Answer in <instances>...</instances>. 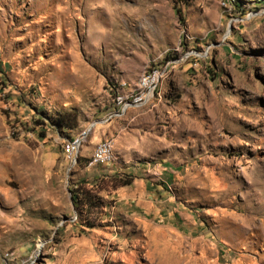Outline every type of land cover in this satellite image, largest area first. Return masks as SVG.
I'll use <instances>...</instances> for the list:
<instances>
[{
  "label": "rangeland",
  "instance_id": "obj_1",
  "mask_svg": "<svg viewBox=\"0 0 264 264\" xmlns=\"http://www.w3.org/2000/svg\"><path fill=\"white\" fill-rule=\"evenodd\" d=\"M0 264H264V0H0Z\"/></svg>",
  "mask_w": 264,
  "mask_h": 264
},
{
  "label": "bare ground",
  "instance_id": "obj_2",
  "mask_svg": "<svg viewBox=\"0 0 264 264\" xmlns=\"http://www.w3.org/2000/svg\"><path fill=\"white\" fill-rule=\"evenodd\" d=\"M95 10L97 11L98 8ZM168 66H169V64H166L162 68L155 67L152 69L150 68L149 71H146L142 75V77L140 79L139 86H138V90L135 94L132 95V98L126 99V98L119 96V97H117V105L121 109H127V108L132 107V106H142L144 104L146 105V103H148L155 96L159 83L167 74L166 72L168 71L167 70ZM153 74L155 75L154 79H153ZM137 100H143V102L140 104L129 105L131 102H134ZM77 144L79 146L80 140L77 142ZM106 145H109V149L112 150L111 156H107V149H105ZM113 150H114V144H113V141L111 139H107V140L101 142L99 145L96 146V148L94 149V152L92 154V159H98L100 156V161H94L92 163L101 164V161H102V163L110 161L113 157ZM73 152H74V155L76 156L79 152V149L75 148V150H73ZM41 246H42V244L39 245V247H41Z\"/></svg>",
  "mask_w": 264,
  "mask_h": 264
},
{
  "label": "trees",
  "instance_id": "obj_3",
  "mask_svg": "<svg viewBox=\"0 0 264 264\" xmlns=\"http://www.w3.org/2000/svg\"><path fill=\"white\" fill-rule=\"evenodd\" d=\"M177 12L178 14L181 16V11L179 8H177ZM66 113H62L60 116V124L63 125L64 127L67 128H72L74 127V123H71L70 121L67 120V118L65 117ZM132 182V179H126L125 181H123V185H127L130 184Z\"/></svg>",
  "mask_w": 264,
  "mask_h": 264
},
{
  "label": "built area",
  "instance_id": "obj_4",
  "mask_svg": "<svg viewBox=\"0 0 264 264\" xmlns=\"http://www.w3.org/2000/svg\"><path fill=\"white\" fill-rule=\"evenodd\" d=\"M154 77H155V75L153 74V79H154ZM142 102H143V100H137V101L131 102L129 105H131V104H140ZM77 146H78V144H75L74 142H71V156L70 157H72V151L75 150V148ZM105 149H107V156H111V151L112 150L109 149V145H106ZM94 161H100V156H99L98 159H92V162H94ZM101 165H102V161H101Z\"/></svg>",
  "mask_w": 264,
  "mask_h": 264
},
{
  "label": "water",
  "instance_id": "obj_5",
  "mask_svg": "<svg viewBox=\"0 0 264 264\" xmlns=\"http://www.w3.org/2000/svg\"><path fill=\"white\" fill-rule=\"evenodd\" d=\"M94 124H91L90 127L85 131V134H87L88 132H90L91 128L93 127Z\"/></svg>",
  "mask_w": 264,
  "mask_h": 264
},
{
  "label": "crops",
  "instance_id": "obj_6",
  "mask_svg": "<svg viewBox=\"0 0 264 264\" xmlns=\"http://www.w3.org/2000/svg\"><path fill=\"white\" fill-rule=\"evenodd\" d=\"M99 143V142H98Z\"/></svg>",
  "mask_w": 264,
  "mask_h": 264
}]
</instances>
